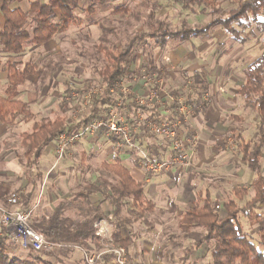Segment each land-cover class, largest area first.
I'll list each match as a JSON object with an SVG mask.
<instances>
[{"label": "trees", "instance_id": "1", "mask_svg": "<svg viewBox=\"0 0 264 264\" xmlns=\"http://www.w3.org/2000/svg\"><path fill=\"white\" fill-rule=\"evenodd\" d=\"M29 1L28 9L24 10L21 7L11 8L12 0H4L2 7L4 23L0 29V45L3 52L20 54L28 42L32 43L34 49L41 47L55 35L69 30L72 25L81 26L84 22L77 11L82 8L81 4L86 0ZM90 1L88 7L82 8V11L89 15L93 14L95 6H105L114 0ZM171 1L180 4L184 9L193 10L197 7L202 13H216L218 17L212 18L203 26H196L194 30L186 29L178 32H171L166 20L157 19L156 26L139 31L128 38L125 44L112 45L105 50L104 67L97 70L101 77L99 81L101 85H111L117 80L127 79L132 86L134 76L142 72L144 68H149L151 72L159 76L168 77L169 72L165 64L158 67L150 61L144 64V67H132L130 56L138 52L141 44L148 40H154L159 47H163L170 40L179 41L175 44L176 46L189 42L191 36H207L211 29L218 25H221L230 36L239 39L237 36L240 31L233 27V23H237L241 28L249 27L251 22L264 23V0H230L233 6L226 11V17L222 15L224 8L219 4V0ZM120 12L130 13V10L126 5H118L113 13ZM90 20L93 19L90 18ZM262 27L264 28L263 24ZM4 68L8 73V84L5 93L0 94V120L12 125L20 118L25 121L33 119L34 113L29 102L20 99L19 95L20 86L26 82L27 77L38 75V65L33 61L24 63L8 60ZM90 83H87V88L92 86ZM71 90V88L67 89V94H70ZM209 91L210 82L202 72L196 71L186 75L185 82L178 91H174L175 95L171 94V96H183L186 104L193 107L196 102L203 101L205 94ZM237 94L244 105L251 108L260 119L259 136L254 141H246L238 132L239 127L230 129L226 135V137L231 135L235 138L236 148L242 154L243 160L256 173V177L251 182L253 195L240 205L237 199L244 200L248 191L243 186H236L233 188V193L237 199L228 198L218 207L217 201L209 192L198 195L194 205L180 215L179 226L185 233L190 232L193 226L204 228L205 233L196 245L200 247L204 243L208 244L211 264H264V252L251 240L253 237L245 231L241 219L244 216L251 224H259L263 220V212H257L256 209L264 204V174L261 161L264 148V53L244 68L243 83L238 87ZM119 96L118 92L109 90L97 95L88 105L87 112L81 121L76 124L67 123L66 117L62 114H57L54 118L44 117L35 120L32 130L22 134L25 166L27 168L35 166L46 146L58 140L60 133L78 130L94 118L100 117L104 111L117 106ZM168 106L167 109L172 112L164 117L161 110H165L166 107L159 110V107L155 105H139L134 100V95H129L125 105L118 109L123 112L127 107L133 116L137 112L149 114V118L153 121L180 118L183 122L184 118L179 115L177 109L179 105L174 103ZM67 109L68 101L63 100L62 110ZM136 121V117L129 118L132 126ZM139 130L140 132L135 135V142L138 143L142 133L153 134L145 123H142ZM106 132V128H101L97 138L105 135ZM109 139L114 146H117V137L109 135ZM99 173L96 180L86 181L83 188L69 201L59 203L50 215L43 216L42 225L32 223V227L42 232L52 242L87 249H92V246L100 248L95 223L99 218L105 217L112 226L110 241L125 246L129 250L137 239L136 230L133 229L135 223L149 222L147 214L152 213L156 205L147 197L146 183L138 180L120 157L113 162L105 161ZM12 194L19 196L18 209L30 208L33 191H16ZM11 195L6 198L5 206L9 205ZM103 206L109 208L110 212H107ZM70 207L77 208L79 213L74 217L66 215V210ZM124 210L127 211L126 215H122ZM124 229L127 233H124ZM257 234L259 243L264 246V227L260 228ZM15 248L17 245L12 242L10 233L4 228L0 233V264H65L56 263L49 259L50 254L45 253V257L34 249H30L25 256H20L12 252ZM70 251L73 249L67 247L62 249L61 253L67 256ZM111 257V255H105L103 264H110Z\"/></svg>", "mask_w": 264, "mask_h": 264}, {"label": "rangeland", "instance_id": "2", "mask_svg": "<svg viewBox=\"0 0 264 264\" xmlns=\"http://www.w3.org/2000/svg\"><path fill=\"white\" fill-rule=\"evenodd\" d=\"M219 2L224 8V13L222 15L226 17V11L233 5L230 0H219ZM90 3V0L83 1L81 7L86 8ZM118 5H126L130 13L120 12L114 14L113 11ZM22 7L28 9V0L22 1ZM82 8L77 11L78 15L84 19L81 26L72 25L69 30L55 35L47 44L35 49L32 48V43L28 42L25 44L24 51L20 54L0 52V64L2 65L8 60L22 61L24 63L33 61L39 68L38 75L28 76L26 82L20 86L21 93L19 95L21 99L31 102V109L34 113V117L29 121L20 118L16 121L18 124L15 122L12 127H9L8 130L11 131L13 135L12 139L17 138L22 131H31L33 122L44 117L54 118L57 114H62L66 117L67 123L69 124H76L79 120L81 121L87 112V107H84L86 98L85 91H92L103 86V92L108 91L105 85L100 84L99 81L101 77L97 70L104 67L106 62L105 50L111 48L112 45L125 44L128 38L134 36L139 31L148 30L151 26H156L155 22L157 19L166 20L169 23L168 27L170 31L178 32L182 30L185 31L186 29L187 31L188 29L194 30L196 26H203L212 18L218 17L216 13H202L197 7L193 8V10L184 9L180 4H176L171 0H114L105 6H95V10L91 15L82 11ZM90 18L93 20H90ZM262 24L264 25V23L251 22L249 27L241 28L237 23H233V27L240 31L237 36L239 39L233 38L221 25H218L212 28L207 36H191L189 42L192 40L199 42L208 39L213 52H217L222 56L231 55L233 58L240 52L245 51L247 57L243 59L245 61L243 64H246L248 63V59H255L261 53H264V28ZM1 27L0 24V28ZM174 41H168L163 47H159L152 39L148 40L146 43L143 42L138 52L130 56V60L133 64L132 67H144V64L150 61H153L158 67H161L163 63L171 64L172 61L169 53L173 50V46L179 42ZM179 45L182 44H178L176 47ZM165 55L169 56V59H166L164 57ZM238 63H240V61ZM240 64L243 65L242 62ZM236 65L237 63L232 64L233 67ZM148 69L149 68H144L142 72H138L137 75L134 76L133 83L131 84L133 92H143L140 94L146 93L145 86L143 85L144 80L142 79V76L146 72L153 77V81L157 79L160 80L162 77L166 91L173 92L180 89V86L171 89L170 86H168V82L166 88L165 82L169 80L168 78L170 76L168 75V77L165 78ZM122 80L127 83L126 85H130L127 79ZM134 80L136 84H134ZM7 82L6 76H2V71H0L1 94H4ZM88 82H91L90 84L92 86L87 88ZM180 82H184V79H181V77ZM153 84H155V82ZM69 88L72 90L70 94H67V89ZM100 94H98V96ZM63 100L68 101V109L65 111L62 110ZM122 113L129 115L130 119L133 117L137 119L133 126L130 124L134 138L135 135L140 132L139 128L142 125V123L138 124V120L152 119L149 118L146 113L137 112L136 115L133 116V113L127 109V107ZM147 135H149L147 138L151 140H154L156 136L150 132L147 133ZM90 137L91 136L83 137L75 143L70 144L66 147L65 154L62 157H58L59 161H61V170L64 173L66 172L68 179L71 177L74 179L77 172L79 173V178L82 183L90 179H96L100 174L99 171L103 169V163L107 161L106 158H108V152L110 151L111 153L113 152V154H116L117 151V154L121 157H124L128 150L135 149L136 151H140L138 146H124L122 148L115 146L116 148L114 147L111 149L108 141L106 142V136H102L99 140H97L98 135L95 137L92 136L94 140H97L96 143L92 142V139L89 140ZM104 142L106 143L104 144ZM53 144L56 148L58 144L57 140H55ZM53 151H55V149ZM131 154H134L135 160L140 166L139 159L142 155L141 152H138V154L137 152H131ZM110 158L108 160L113 161ZM23 160H25V157H23ZM55 160L56 157L49 154L45 157L44 162L41 160V162L32 169H35L37 172V168H40V166L44 168L47 166L48 162L52 164L55 163ZM261 161L262 165H264L263 158ZM56 163H58V161H56ZM70 165H72L71 168ZM22 171H28V168L23 166ZM12 193L14 192L12 191ZM12 193H10V195ZM231 197L237 199L234 194H232ZM251 197L252 193H248L244 200L241 201L237 199V201L240 205H243L245 200ZM215 199L223 201V199H219L217 196H215ZM0 205L2 206L4 204L0 202ZM155 205V210L147 214L149 222L142 224H138V222L135 223L133 229L136 230L137 239L133 246H131L129 250L124 246L126 249L127 264H211L208 244L204 243L200 247L196 245V242L200 241L205 233L204 228L193 226L189 230L190 232L185 233L179 226L180 215L194 204L187 208L185 207L186 209L178 214L176 213L177 207L174 205L168 206L166 202L164 203L162 201H160L159 205L156 203ZM218 206L219 205H217V207ZM256 210L260 213L264 211L259 208ZM126 214L127 213H122V215ZM66 215L74 217L77 214L74 210L70 209L66 211ZM99 219H104L102 225L106 226V233L111 236L112 226L108 223L107 218L101 217ZM241 219L245 231L253 237L251 240L258 249L264 252V246L259 243L257 234L259 229L264 227V219L259 224L249 223L244 216H242ZM33 222L34 217L31 214V226ZM97 237L100 248L92 246V249H87L63 244L57 247V249H54V251L37 252L45 257V253L50 254L49 259L56 263L63 262L68 264L66 261L67 256L62 255L61 250L70 247L75 249V251L73 254H68V256L78 264H90L85 259V254L96 255L98 264H103V257L105 255H111L112 260L110 264H117L111 252L112 246L108 247L109 243L106 242L110 237L98 235ZM15 245H17V248L13 249L12 252L20 256H25L29 250L32 249L21 247L18 244Z\"/></svg>", "mask_w": 264, "mask_h": 264}, {"label": "crops", "instance_id": "3", "mask_svg": "<svg viewBox=\"0 0 264 264\" xmlns=\"http://www.w3.org/2000/svg\"><path fill=\"white\" fill-rule=\"evenodd\" d=\"M22 1L12 0L11 8L21 7L27 10L22 7ZM3 4L4 0H0V24L2 27L4 23ZM29 4L30 1L28 0V7ZM209 44L210 41L206 39L199 42L192 40L175 46L169 53L172 63H165L170 76L169 80L165 82L166 88L167 82L171 89L181 86L180 77L185 82V76L196 71L202 72L210 82V91L205 94L203 101L193 105L192 112L180 124L179 128L180 134L185 138L194 137L198 139V145L191 150L193 166L186 169L174 165L170 169L158 173L144 171L137 164L134 154L131 152H137V154L138 152L141 154L150 153L161 159H166L175 152L165 139L155 136L154 140H151L147 138L149 136L147 133H142L141 140L137 143L140 151L128 150L124 157L119 156L117 151L116 154L110 151L108 158H106L108 162H113L117 157H120L135 177L146 183L147 197L157 205L162 201L166 202L168 206H176L177 214L184 211L188 206H192L197 196L205 195L206 192L211 194L218 205H222L225 200L231 198L234 194L233 188L236 186H243L248 193L253 195L251 182L256 177V173L243 160L242 154L236 148L235 138L231 135L226 137V135L230 129L239 127L238 132L246 141H254L259 136L260 119L251 108L244 105L237 94L238 87L243 83V70L254 59H248V63L243 64L245 63L243 59L247 57L245 51L240 52L235 58L231 55L222 56L213 52ZM164 57L169 59L167 55ZM239 61L243 65L238 63ZM233 63H237V65L233 67ZM4 64H0V71L8 81V73ZM134 84H136L135 80ZM137 93L139 94V92ZM171 94L175 95L174 91H166L163 101L155 104L159 110L166 107L165 110H161L164 117L172 112L167 109L170 105ZM24 101L29 102L30 108H32L30 101ZM14 124H5L0 120V202L5 205L6 198L12 191H33L28 210H32L33 223L42 225L44 222L42 217L50 215L59 203L69 201L81 190L80 188L86 181L81 182L78 172L74 179L72 177L68 179L66 172L61 170V161H59L56 152L53 151L55 149L54 141L46 146L37 164L41 160L44 162L45 157L49 154L56 157L55 163L48 162L44 168L42 166L37 168V172L32 169L34 166L28 168V171H22L23 166L27 168L23 160L25 147L22 144V134L26 131H22L17 138L12 139L13 135L8 128ZM103 136H106V142L108 141L110 148L113 149L115 146L109 136L107 134ZM94 137L91 136L89 140L92 139V142L96 143L102 136L97 140H94ZM109 158L113 161H109ZM262 158L264 159V148ZM71 167L72 165H70ZM262 172L264 174V165ZM215 196L223 199V201L215 199ZM94 198L98 201L96 196ZM103 207L107 212H110L109 208ZM258 208L264 210V204L259 205ZM70 209L74 210L76 214L79 213L75 207H70L67 210ZM262 212L264 215V211ZM123 213H127V211L124 210ZM262 218L264 219V217ZM138 224L142 223L139 221ZM124 233H127L126 229H124ZM74 251L75 249L68 254H73ZM68 254L67 263L78 264Z\"/></svg>", "mask_w": 264, "mask_h": 264}, {"label": "built area", "instance_id": "4", "mask_svg": "<svg viewBox=\"0 0 264 264\" xmlns=\"http://www.w3.org/2000/svg\"><path fill=\"white\" fill-rule=\"evenodd\" d=\"M142 79L144 80L143 85L145 86V94H138L136 91L133 92L131 86L126 85L127 83H125L124 80L116 81L111 85H105V88H108L110 92H118L120 94L117 106L104 111L100 117L94 118L78 130L70 133H60L57 140L58 144L55 148L57 156L62 157L65 154L67 146L75 143L83 137L96 136L98 131L103 127L106 128V134L108 136L114 135L118 138L116 145L119 148L124 146L137 147V143L133 136V130L129 123L130 116L119 112L118 107L125 105V101L129 95H134V100L139 105H155L161 103L166 94L162 78L153 81V77L146 72L142 76ZM154 82L155 84H153ZM103 91L104 86L92 91H85L86 98L84 107H88V105L94 100V97ZM170 103H176L179 105L177 109L179 115L182 116L184 120L187 119L192 112V106L186 104L183 96H170ZM141 123H145L154 135L168 141L173 151H175L174 154L166 159H159L157 156L151 154H142L139 163L144 171L158 173L168 170L174 165L186 169L193 166L191 150H193L199 142L198 139L194 137L185 138L180 134L179 128L182 123L180 118L176 120L163 119L160 121H153V119L138 120V124ZM18 204L19 196L17 194H12L9 197L8 206L0 205V233L6 228L11 235L13 243L24 248H32L36 251H54V249L63 245L48 240L42 232L34 229L30 224L32 210H20L17 207ZM103 221L104 219H99L95 223L96 234L98 236L109 238L111 236L106 233L107 228L105 225H102ZM106 242L109 243L108 247L112 246L111 252L114 261L117 264H127L125 247L113 243L110 241V238ZM96 258V255L85 254V259L90 264H96Z\"/></svg>", "mask_w": 264, "mask_h": 264}]
</instances>
